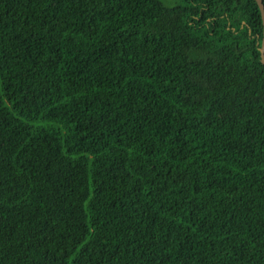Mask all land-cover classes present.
I'll return each instance as SVG.
<instances>
[{
  "label": "trees",
  "instance_id": "1",
  "mask_svg": "<svg viewBox=\"0 0 264 264\" xmlns=\"http://www.w3.org/2000/svg\"><path fill=\"white\" fill-rule=\"evenodd\" d=\"M263 37L255 0H0V264H264Z\"/></svg>",
  "mask_w": 264,
  "mask_h": 264
},
{
  "label": "water",
  "instance_id": "2",
  "mask_svg": "<svg viewBox=\"0 0 264 264\" xmlns=\"http://www.w3.org/2000/svg\"><path fill=\"white\" fill-rule=\"evenodd\" d=\"M259 6V9L261 11V16H262V20H263V25H264V4H263V0H255ZM261 52V61L264 64V37H263V44L262 47L260 49Z\"/></svg>",
  "mask_w": 264,
  "mask_h": 264
}]
</instances>
